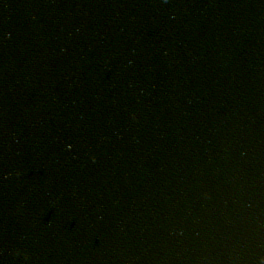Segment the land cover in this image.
<instances>
[{"label": "water", "instance_id": "water-1", "mask_svg": "<svg viewBox=\"0 0 264 264\" xmlns=\"http://www.w3.org/2000/svg\"><path fill=\"white\" fill-rule=\"evenodd\" d=\"M121 264H264V2Z\"/></svg>", "mask_w": 264, "mask_h": 264}]
</instances>
